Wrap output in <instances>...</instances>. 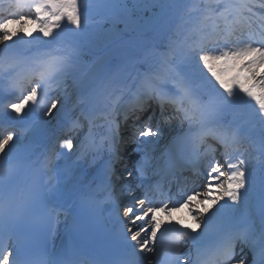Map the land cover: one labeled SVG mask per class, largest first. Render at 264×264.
Segmentation results:
<instances>
[{
    "label": "snow or ice",
    "instance_id": "snow-or-ice-1",
    "mask_svg": "<svg viewBox=\"0 0 264 264\" xmlns=\"http://www.w3.org/2000/svg\"><path fill=\"white\" fill-rule=\"evenodd\" d=\"M219 2V0H218ZM95 6L104 12L119 17L122 12L129 11L127 5L122 0H96ZM255 0H223V8L218 15L224 20L228 30L227 36L223 35V30L217 31L214 37L204 36L199 43L189 45V50L194 52L207 72L214 78V95L207 100L196 97L186 85L177 82L178 96H168L154 90L155 97L160 101L161 106L165 104L174 105L177 112H183L184 119L199 127L201 138L211 136L225 146L227 150L230 144L238 142V135L234 131L222 127L218 123L219 115L229 108L234 102L246 97L254 102L253 111L255 118L264 125V17L260 18L258 30L252 25L242 24L245 21V13L255 16L253 8ZM17 8H27L32 15H13L0 19V42L10 41L17 33L8 29L9 24H17L19 32L24 37L33 36L32 32L25 31L29 24L35 25L36 31L45 38L44 43L55 41L65 27L80 31L86 27L89 2L84 0H17ZM160 7H166L162 2ZM259 7L264 9V0H260ZM212 11H215L213 9ZM207 19V17H205ZM231 19V23L229 20ZM250 19V17H249ZM236 25H240L238 29ZM241 35L236 37L233 43L229 37L237 31ZM242 43H241V38ZM47 38H51V41ZM212 44L214 47L208 48ZM9 45L5 44V50ZM73 58L65 54L53 56L47 62L44 71L40 73L39 80L30 87L25 94L7 107L12 112L20 115L24 113L26 106L31 105L30 111H36L39 107H44L43 115H51L53 109H57L59 101L56 98H49L48 88L53 83H59L64 75L71 71ZM218 86V87H217ZM222 90V91H221ZM187 102L189 108L183 105ZM144 101L139 100L136 109L143 110ZM159 131L150 125H145L138 131V137L158 136ZM20 137L13 132H8L4 138L0 139V160L10 158L18 149ZM11 143V147L5 152L6 146ZM143 142V141H141ZM71 151L74 147L71 139H67L61 145ZM223 162L212 160L209 162V169L206 174V183L203 191H192L185 194L181 199L174 202L171 200L153 204L146 196L138 198V204L142 206L135 209L132 206L123 209V217L128 218L131 225H138V230L126 225V231L130 233V240L137 242L141 252L147 251L158 255V232L163 236L164 232H171L172 243L170 248V264H216L217 258L220 264H249L248 254L241 249L242 255L235 258L236 240L239 239L249 251L255 253V245L250 244L247 235H227L216 246L211 255L202 253L199 250V238L192 236L203 223L207 227L211 217L206 214L214 205H220V209L238 204L247 190L248 174L247 161L242 157L233 158L227 151L224 153ZM11 162V161H10ZM5 169H0V179L5 176ZM136 173L143 175V169L137 167ZM127 177L132 178L133 172H127ZM244 190V191H242ZM221 201H224L221 204ZM187 210L195 224L191 230H186L185 225L180 220H172V215L180 210ZM55 211V209H51ZM163 213L169 217V227H164L163 220L158 219V214ZM4 214L3 205H0V217ZM216 213H213L215 216ZM204 218V219H202ZM144 233L143 240L138 238ZM191 240L198 246L197 256L192 259L183 255L180 251L184 247L182 241ZM152 244L153 247H149ZM135 247V245H133ZM259 264H264V234L259 242ZM0 264H26L24 256L19 247L9 243L0 242Z\"/></svg>",
    "mask_w": 264,
    "mask_h": 264
},
{
    "label": "rangeland",
    "instance_id": "rangeland-1",
    "mask_svg": "<svg viewBox=\"0 0 264 264\" xmlns=\"http://www.w3.org/2000/svg\"><path fill=\"white\" fill-rule=\"evenodd\" d=\"M127 1H128V4L131 5V7L138 9V11H142V9H144V7H146V5L150 2V0H127ZM83 2L84 0H81L82 4ZM88 2H89V11L87 13L86 27H83L80 31L77 32V30L72 29L71 26H67V31L65 33H61L55 41H51V38H47L48 40L51 41L50 43H47V44L43 42L45 38H43L42 36L38 37L39 41L37 40L38 42L34 50L36 51V53H40L42 51L47 50L48 48H51L52 53L55 55H65V54L71 55V57L73 58V64H76L79 67L80 73L82 71L86 75L87 73L90 72L87 69V67L90 64H92V68H93L94 61H98V54L101 53L99 55V57H101L103 54L109 53L110 48L116 49L119 47V45H121V43H124V42H126L127 45H123V46H126L127 48H129V44L131 43V40L141 37V35L137 34L139 32H138V29L136 28L130 30L129 33H125L123 30H119L117 28L118 26L117 21L116 19H114L115 17L97 8L95 6L96 0H88ZM123 3L126 4L125 2ZM165 18L173 19L174 17H171L169 13H165L164 15L163 13H156V16L153 18V22L160 21L161 23V21L164 20ZM94 19H97L99 21H94ZM101 20L104 22L110 23V24L106 26L107 24H105L104 22L101 23L100 22ZM132 20L136 21V19H133V18ZM25 31L30 32L26 28H25ZM139 39L143 40V38H139ZM13 40L14 42H17L16 39H13ZM13 40H10V41L12 42ZM89 41L90 42L92 41L94 43L95 50H92L89 47V43H90ZM127 48L123 49L122 52L118 50V53L120 54L115 56L114 58L115 64L118 63V61L120 60V57L123 58V60L119 64L120 68L124 67V60H125V57H127V53H128ZM88 49H90L91 55L94 56L93 57L94 61L87 60V59L82 61L80 56L85 51H88ZM78 67H75L73 69V71L71 72L72 75L74 74L75 69ZM201 72H206V71H201ZM184 76L185 78L182 77V83L186 84V86L189 89H191V91H193V87L195 88L194 86L195 76H193L192 73H190L189 75H184ZM196 80H199V79L197 78ZM206 81L209 83H212L213 84L212 86L215 85L214 78H212L210 74L207 77ZM90 86L92 85L90 84ZM101 98L103 99V97ZM244 102L253 104V102L249 101L246 97L244 98ZM57 109H58V106H57ZM23 118H25V116H23ZM184 128L185 126H181L179 129H175L172 132H177Z\"/></svg>",
    "mask_w": 264,
    "mask_h": 264
},
{
    "label": "bare ground",
    "instance_id": "bare-ground-1",
    "mask_svg": "<svg viewBox=\"0 0 264 264\" xmlns=\"http://www.w3.org/2000/svg\"><path fill=\"white\" fill-rule=\"evenodd\" d=\"M219 13V12H218ZM217 14H211L209 12H205L202 17H200V20L201 22H204L205 21V24H200V23H196L195 27L194 28H191L190 30V33H191V38L189 40V45L193 44V43H199L200 40L202 39V37L204 36H207V32H208V29L214 24L216 23L220 17L219 15ZM205 17H207V19H205ZM33 26V24H29V26ZM222 27L225 28V22H222L221 23ZM30 26V27H31ZM8 29L11 31V32H14V33H17V35L13 36V39L17 38L18 41L20 42H17L16 44L17 45H14V51H20V50H23L21 51V53H24L26 54L27 51H31L32 47H29L32 45V43L28 40L30 39L29 37H24L23 36V33L19 32V26L16 24V25H12V28L11 27H8ZM67 31V27H65L64 31H62L61 33H65ZM60 33V34H61ZM38 35H40V33H36L34 34L33 38L38 40L39 38L37 37ZM15 37V38H14ZM242 39L241 38V43H242ZM231 42L235 43V41H232L230 40ZM9 41L7 42H0V50H3L5 48V44L7 43L8 44ZM11 42V41H10ZM13 42V41H12ZM133 44L134 42H131L129 44V48H127L126 46H123V45H127L126 42L124 43H121V45H119L118 48L116 49H112V51L110 50V53H108V55L106 56V60H109L112 56V53H118V50H120V52L123 51V49L127 48V50L131 51L132 48H133ZM139 44V43H138ZM36 45V44H34ZM131 46V47H130ZM29 47V48H28ZM28 48V50H27ZM136 48H138V45H136ZM24 50H27V51H24ZM11 55H7V59L10 57ZM5 59L2 58L0 59V68H1V71H2V75L4 76H7L10 74V69L12 67V63H7L6 66H3L2 65V62L4 61ZM103 70L104 69H96L95 72L96 73H99L101 72V74L103 73ZM94 71V70H93ZM117 79V78H116ZM114 81V79H113ZM89 85V84H88ZM110 100V98H108L107 100L103 101V109H105V107L107 106L108 104V101ZM160 101L157 99V102L156 103H151L148 105L147 109L145 110H142V111H135L134 113L133 112H130L129 115H125L126 117V121H124V125L122 126V133H123V136L125 137V139L129 138V139H133L134 136L136 135V133L138 132V130L140 128H142L147 122H148V115L149 114H155V121L159 124L161 121L165 120V116L166 114L164 112L162 113H158L156 110L157 107L160 106ZM37 111H39L37 109ZM157 112V114H156ZM71 117V116H70ZM50 118V117H49ZM47 122V120H46ZM49 123H46L43 122V121H38V122H35L32 124V136L31 138L29 139V144L24 146V145H21V146H18V149L16 150L15 153H13V156L14 155H19V156H29L30 153H28L29 149L27 148L28 146H31V143L35 140V138L37 136H39L40 134L42 133H45L47 131H50V129L52 128V125H48ZM121 140V138H120ZM124 142V141H123ZM141 148L145 149L146 150V147L144 145H141ZM26 149V150H25ZM107 150V147L104 149V151ZM111 150V149H110ZM104 151L102 152V150L100 151V153L102 152V154L104 153ZM0 155H3L0 154ZM83 155V154H82ZM88 155V154H87ZM86 155V156H87ZM85 156V155H84ZM105 156V155H104ZM89 161H94V157L92 156H89ZM151 159V155L148 156V160ZM9 158H6V159H2L0 160V165L4 164L6 161H8ZM1 167V166H0ZM106 165L104 164L103 166L99 165V167L97 168L96 170V173L100 172L102 173L105 169ZM102 179V178H101ZM84 182V180H83ZM72 193H74V190L71 191ZM221 220V217L219 215H215L212 217V219L209 221V223L213 224V225H217L218 222H220ZM221 224L225 225L226 222H221ZM256 253H259V249L256 250ZM255 263L258 262V259H255L254 261Z\"/></svg>",
    "mask_w": 264,
    "mask_h": 264
}]
</instances>
